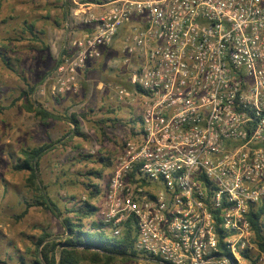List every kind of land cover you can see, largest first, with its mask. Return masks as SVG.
I'll return each mask as SVG.
<instances>
[{"label":"built area","instance_id":"obj_1","mask_svg":"<svg viewBox=\"0 0 264 264\" xmlns=\"http://www.w3.org/2000/svg\"><path fill=\"white\" fill-rule=\"evenodd\" d=\"M77 6L82 26L63 40L53 94L75 91L116 38L119 60H137L140 125L95 212L116 238L132 219L136 255L112 264H264L248 218L264 207V0Z\"/></svg>","mask_w":264,"mask_h":264},{"label":"rangeland","instance_id":"obj_2","mask_svg":"<svg viewBox=\"0 0 264 264\" xmlns=\"http://www.w3.org/2000/svg\"><path fill=\"white\" fill-rule=\"evenodd\" d=\"M64 3H68V8L75 5L68 11V21L63 16ZM79 3V0H0V53L16 70L8 69L0 60V259L5 264H18L20 258L28 264L34 256L32 242L42 230L55 235L62 231L60 221L37 206L16 218L24 201H30L36 194L27 184L28 172L12 167L20 148L56 142L40 158L38 177L52 199L62 198L59 202L64 203L73 195L78 201L88 195L86 180L79 173L99 169L102 163L98 157L117 153L133 136L129 126L138 129L140 125L141 93L130 84L134 64L117 58L119 38L106 55L88 62L79 72L75 91L52 93V73L63 40L82 26L81 14L73 13ZM31 23L38 40L26 28ZM117 89H125L133 97L119 99ZM23 92L27 94L22 95ZM28 101L60 117L78 114L85 136L65 137L71 128L67 119L49 118L42 122L26 109L24 104ZM109 168L104 169L100 179H92L101 190L92 200L95 205L100 202ZM96 219V213L92 214L84 227ZM104 232L109 238H116L110 230Z\"/></svg>","mask_w":264,"mask_h":264},{"label":"trees","instance_id":"obj_3","mask_svg":"<svg viewBox=\"0 0 264 264\" xmlns=\"http://www.w3.org/2000/svg\"><path fill=\"white\" fill-rule=\"evenodd\" d=\"M90 1L98 0H79V2ZM67 5L68 3L63 4L65 9L63 16L66 21L69 18L68 11L75 7L74 4H70L69 8ZM26 28L29 30L32 38L38 40V36L34 32V24H28ZM112 46L113 44L103 50V55H106ZM117 58H121L120 54L117 55ZM0 60L8 69L16 72L4 54H0ZM135 61L137 60L133 59L131 63L134 64ZM58 62L59 58L56 60L55 66ZM32 90L33 87H30L29 92ZM25 94L27 92L22 93V95ZM24 105L27 110L34 112L35 116L42 122H46L49 118L58 119L62 117L67 119L71 128L66 132L65 137L85 136L80 128L78 114L72 112L60 117L30 101ZM81 115L84 116V113ZM138 119L140 120V116ZM129 128L130 133L132 135L135 134V127L131 125ZM55 143L53 141L43 143L39 146L20 148L19 155L14 159L12 166L14 170L28 172L26 178L27 184L36 191L34 198L30 201H24V207L16 218L23 217L30 207L37 206L50 211L60 221L62 228L61 233L57 235L42 230L36 236L32 242L34 256L28 264H81L82 262H88L90 264H112L117 260L125 259L127 256L136 255V250L134 249V227L131 223L132 219L128 222V226L123 234L113 239L105 235L104 230L106 224L101 221L90 220L88 227H84L85 220L97 211V206L92 203V200L101 192L98 183H94L92 179H100L102 177L104 169L111 165L116 153H108L106 156L100 155L98 160L102 163V166L99 169H91L83 174L79 173L86 180L85 189L88 193L86 198L76 201L75 196L70 195L68 196L70 201L66 200L64 203H61L59 200L62 201V198H58L59 200H57V198L52 199L49 196L45 191V186L42 185L38 177L39 160ZM263 213L264 207L251 209L248 218L253 229L255 242L264 251ZM5 263L4 260L0 259V264ZM18 264H25V261L20 258Z\"/></svg>","mask_w":264,"mask_h":264},{"label":"crops","instance_id":"obj_4","mask_svg":"<svg viewBox=\"0 0 264 264\" xmlns=\"http://www.w3.org/2000/svg\"><path fill=\"white\" fill-rule=\"evenodd\" d=\"M59 53H60V51H59ZM1 54V53H0Z\"/></svg>","mask_w":264,"mask_h":264}]
</instances>
